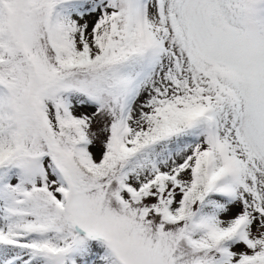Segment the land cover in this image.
I'll return each instance as SVG.
<instances>
[{"label":"snow or ice","instance_id":"snow-or-ice-1","mask_svg":"<svg viewBox=\"0 0 264 264\" xmlns=\"http://www.w3.org/2000/svg\"><path fill=\"white\" fill-rule=\"evenodd\" d=\"M0 264H264V0H0Z\"/></svg>","mask_w":264,"mask_h":264}]
</instances>
